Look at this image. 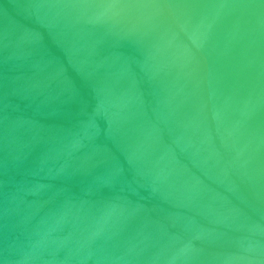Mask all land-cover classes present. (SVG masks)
Returning <instances> with one entry per match:
<instances>
[{
    "label": "water",
    "instance_id": "obj_1",
    "mask_svg": "<svg viewBox=\"0 0 264 264\" xmlns=\"http://www.w3.org/2000/svg\"><path fill=\"white\" fill-rule=\"evenodd\" d=\"M0 264H264V0H0Z\"/></svg>",
    "mask_w": 264,
    "mask_h": 264
}]
</instances>
